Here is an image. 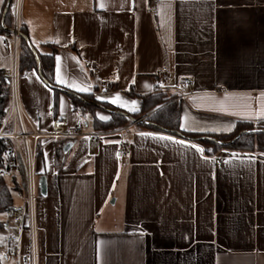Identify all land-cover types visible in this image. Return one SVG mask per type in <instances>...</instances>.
<instances>
[{
	"label": "crops",
	"instance_id": "obj_1",
	"mask_svg": "<svg viewBox=\"0 0 264 264\" xmlns=\"http://www.w3.org/2000/svg\"><path fill=\"white\" fill-rule=\"evenodd\" d=\"M21 14L37 52L64 47L55 77L72 91L135 112L166 67L165 91L193 81L182 87L191 93L182 99L184 131L264 120V0H22ZM10 68L0 38V70ZM18 88L39 131L81 118L95 131L69 95L55 107L39 71L20 75ZM130 130L122 157L117 133L39 140L35 170L47 194L39 188L36 200L38 264H264V152L210 154L179 134ZM20 178L14 204L26 200ZM5 244L2 256L12 259Z\"/></svg>",
	"mask_w": 264,
	"mask_h": 264
},
{
	"label": "trees",
	"instance_id": "obj_2",
	"mask_svg": "<svg viewBox=\"0 0 264 264\" xmlns=\"http://www.w3.org/2000/svg\"><path fill=\"white\" fill-rule=\"evenodd\" d=\"M9 0H4L0 9V33L11 30L14 25V17ZM20 56L19 73L30 70L39 71L43 80L53 88L55 92V107L61 93L69 95L75 107L82 116L91 118L92 129L97 132H110L124 127L137 120L135 125L139 130L165 131L173 134H180L191 138L204 145L205 151L215 154L224 148H231L241 152L255 153L264 152V120H238L235 127L227 132H187L181 128L183 105L182 100L177 99V94L165 90L154 91L141 95V107L138 111L130 112L118 108L104 100L97 99L92 93H80L60 85L55 77V54L64 48L59 45H52V54H41L36 51L30 40V36L25 24L20 28ZM51 45V44H49ZM77 50L74 45L69 46ZM9 76L0 70V122L6 113L4 106L10 103L11 85L7 82ZM101 112L107 115L102 116ZM106 117L107 119H101ZM42 155V151L38 156ZM15 150L12 140L0 138V168L4 167L9 160L15 159ZM57 158L61 165L66 162V157L62 151H58ZM8 178L0 177V214L5 213L13 204V195ZM18 187L17 176L12 178ZM4 222L0 219V228ZM0 264H2L0 258Z\"/></svg>",
	"mask_w": 264,
	"mask_h": 264
},
{
	"label": "built area",
	"instance_id": "obj_3",
	"mask_svg": "<svg viewBox=\"0 0 264 264\" xmlns=\"http://www.w3.org/2000/svg\"><path fill=\"white\" fill-rule=\"evenodd\" d=\"M10 8L14 17V25L11 30L0 33L3 48L11 60V68L8 74L10 79V103L4 106L5 119L0 122V138L12 140L16 158L9 160L6 165L0 168V177L14 178L20 176L24 182V194L26 200L22 204H13L5 214L11 220L8 227L12 231L6 237L8 255L14 259L16 264H38V234H37V213L36 200L39 193V184L35 170V159L42 150L40 139L50 138L51 141L57 138H79L99 137L105 134H120L121 145L117 150L119 157L124 156L129 149L128 138L134 132L130 129L136 123H130L124 127L110 132H86V122L79 119L75 125H69L63 119H56L53 122L52 130L43 133L37 129L29 119L23 105L18 88L19 83V56H20V28L22 25V0H11ZM167 72L166 67L152 75L155 81L154 91L164 90L162 82ZM183 86L193 88V81L190 78H182L177 88V99H184L191 93L184 92ZM28 234V242L25 243V235Z\"/></svg>",
	"mask_w": 264,
	"mask_h": 264
},
{
	"label": "rangeland",
	"instance_id": "obj_4",
	"mask_svg": "<svg viewBox=\"0 0 264 264\" xmlns=\"http://www.w3.org/2000/svg\"><path fill=\"white\" fill-rule=\"evenodd\" d=\"M87 122H88V126H87V128H91V118L90 117H88L87 118ZM17 181H18V183L19 184H22V180H21V178L18 176V178H17ZM7 183L9 184V186H10V188H11V191H12V194H13V196H14V198H15V200H17V199H20V195L17 193V191L14 189V182H13V180L11 179V178H9V179H7ZM39 194V193H38ZM112 201H113V199H112ZM25 201H24V199H23V202L22 203H24ZM21 203V204H22ZM0 219L3 221V222H8V221H10L11 222V220L9 219V217L5 214V213H3V214H0ZM10 233V232H9ZM8 231L4 228V227H2V228H0V246H2V249L0 248V257H1V259H2V263L3 264H14V262H13V260L12 259H8V260H6L5 258H4V255L2 256V254H3V252H5L6 251V244H5V240H6V237L8 236Z\"/></svg>",
	"mask_w": 264,
	"mask_h": 264
},
{
	"label": "water",
	"instance_id": "obj_5",
	"mask_svg": "<svg viewBox=\"0 0 264 264\" xmlns=\"http://www.w3.org/2000/svg\"><path fill=\"white\" fill-rule=\"evenodd\" d=\"M10 2H11V0H9V2H8V7H10ZM7 82L10 84L11 81L9 78H7ZM137 121H139V120H137ZM137 121H135V122H137ZM39 188H40V191L43 195L47 194V177L45 175H42L40 180H39Z\"/></svg>",
	"mask_w": 264,
	"mask_h": 264
},
{
	"label": "snow or ice",
	"instance_id": "obj_6",
	"mask_svg": "<svg viewBox=\"0 0 264 264\" xmlns=\"http://www.w3.org/2000/svg\"><path fill=\"white\" fill-rule=\"evenodd\" d=\"M101 7H104V5L101 3V5H100ZM80 91H86L87 89H85V88H80L79 89ZM119 99V97H117L116 98V100H118ZM116 100H114L113 102H116ZM132 111H136V108L135 107H133L132 109H131ZM101 119H107L106 117H101ZM161 139H172V137H161ZM180 143H184L183 141H180ZM193 147H197V146H195V145H193ZM201 151H203V149H201Z\"/></svg>",
	"mask_w": 264,
	"mask_h": 264
}]
</instances>
